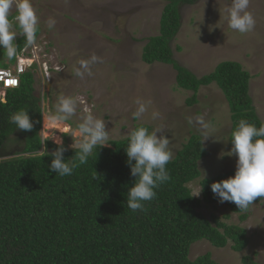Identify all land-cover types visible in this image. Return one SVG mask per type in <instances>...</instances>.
<instances>
[{
  "label": "trees",
  "instance_id": "obj_1",
  "mask_svg": "<svg viewBox=\"0 0 264 264\" xmlns=\"http://www.w3.org/2000/svg\"><path fill=\"white\" fill-rule=\"evenodd\" d=\"M193 2L168 0L159 34L147 39L141 57L147 64L172 65L177 87L193 94L186 100L188 105L198 102L200 87L217 84L229 104L231 144V132L240 119L255 122L257 127L264 121L249 94L251 75L240 63L222 61L198 78L174 59L170 43L181 27L179 8ZM15 42L17 52L26 46L22 35ZM2 57L6 55L0 48V67H7ZM34 83L33 72L27 71L19 87L8 90L6 101H0V264H221L211 253L191 259V246L207 240L218 248L231 242L236 252L247 247L245 228L200 211L203 203L214 206L218 201L211 184L235 171L201 177L200 162L208 150L199 133H192L166 165L170 179L156 189L152 201L145 202L147 211L133 212L127 207V194L135 180L125 151L128 137L109 140V147H97L88 163L60 177L49 167L57 145L48 139L49 154L39 153L45 147L39 133L43 110ZM22 107L33 122L31 131H21L9 122V116ZM64 145V157L71 159L76 149ZM194 181L202 187L201 198L191 196ZM228 206L241 222L249 217L250 208L241 211L232 202ZM243 262L258 264L248 256Z\"/></svg>",
  "mask_w": 264,
  "mask_h": 264
},
{
  "label": "rangeland",
  "instance_id": "obj_2",
  "mask_svg": "<svg viewBox=\"0 0 264 264\" xmlns=\"http://www.w3.org/2000/svg\"><path fill=\"white\" fill-rule=\"evenodd\" d=\"M167 2L33 0L41 19L34 45L37 49L33 48L37 51L35 60L39 58L40 66L45 62L48 66L63 67L62 71H51L47 75L34 69V93L40 98L43 110L39 131L42 138L60 137L71 148L78 139L77 124L84 107L91 108L94 115L105 120L109 140L126 138L140 123L132 118L136 109L134 101L144 98L152 104L143 121L151 128L162 126L165 129L173 157L192 133H198L186 117L203 115L215 131L213 136L203 140L208 155L200 162L201 177L235 171L237 157L226 154L232 147L228 135L231 126L229 104L217 84L200 87L198 102L188 105L186 100L193 94L177 87V72L172 65L147 64L142 60L147 39L159 34L161 14ZM230 6L231 0H194L192 4H181V27L170 43L173 57L198 78L212 72L222 61L240 63L251 75L249 94L257 115L264 121V0H250L256 25L246 34L228 27L226 10ZM49 16L57 21L54 30L46 27ZM92 53L101 57L103 63L94 65L93 75L81 81L73 69L79 66L80 59H87ZM1 60L8 61V58ZM60 95L79 98L77 114L69 122L51 123L50 117ZM153 110L160 114L154 121L151 120ZM65 127L70 129L69 133L59 131ZM190 187L193 191L201 188L195 181ZM198 197L201 198V193ZM200 211L207 217L215 214L228 224L245 228L248 244L244 250L236 252L231 248V242L218 248L202 240L191 246V259L211 253L221 264H245V256L264 264V198L250 207L249 217L243 222L239 220V214L231 212L228 202L217 201L214 206L203 203ZM225 214H229L226 219Z\"/></svg>",
  "mask_w": 264,
  "mask_h": 264
},
{
  "label": "clouds",
  "instance_id": "obj_3",
  "mask_svg": "<svg viewBox=\"0 0 264 264\" xmlns=\"http://www.w3.org/2000/svg\"><path fill=\"white\" fill-rule=\"evenodd\" d=\"M13 8H15L14 16L12 15ZM226 11L229 28L241 34L254 30L256 19L250 11V0H231V6ZM56 24L54 17L47 18L48 30H54ZM40 29L41 19L33 0H0V48L8 58L5 62L9 64L7 67L0 68H8L15 63L10 64L9 60L17 56L15 39L18 34L25 38L26 46H34ZM97 63H103V59L92 53L87 59L79 60V66L74 67L73 73L84 81L86 77L93 75V66ZM36 68H38L37 65H33L27 71L34 74ZM62 68L60 70L51 68L49 73L62 71ZM37 71L44 74L39 69ZM78 103L79 98L77 97L58 96L50 122L71 121L77 114ZM134 103L136 109L132 113V118L140 123L130 132L125 148L127 163L131 175L135 178L127 194V207L133 212H146L145 202L152 201L157 195L156 189L170 179L166 165L173 159V151L170 147V139L164 133L165 129L158 126L150 130L147 123L143 121L152 101L137 98ZM159 115L158 111L153 110L151 120H157ZM186 119L188 124L203 137V140L213 136L215 129L203 115L189 116ZM9 122L15 125V128L25 132L31 131L34 126L27 108L23 107L9 116ZM77 129L78 139L70 145L71 148L76 149L71 159L66 160L64 157L67 148L62 139L56 136L51 137L57 147L51 152L53 159L49 167L60 177L70 176L80 165L88 163L89 157L97 147L109 146L110 137L106 130L105 120L94 115L91 108L82 109ZM59 131L69 133L70 129L65 127ZM48 139L50 138L45 137L41 140V145L45 146L43 156L49 154L46 147ZM230 139L232 147L226 154L237 157L235 173L213 182L211 190L218 202H232L239 210L247 211L257 198L260 200L264 198V122L257 127L255 122L240 119L232 130ZM201 191L202 187L193 191L191 196H199Z\"/></svg>",
  "mask_w": 264,
  "mask_h": 264
},
{
  "label": "built area",
  "instance_id": "obj_4",
  "mask_svg": "<svg viewBox=\"0 0 264 264\" xmlns=\"http://www.w3.org/2000/svg\"><path fill=\"white\" fill-rule=\"evenodd\" d=\"M36 46H25L17 52L16 61L8 68H0V101L5 102L7 91L18 88L20 85V76L30 69L33 65H37L38 69L44 74H49L51 68L60 70L61 66H48L47 63L42 62L43 66L39 65V58L35 60L37 51H33Z\"/></svg>",
  "mask_w": 264,
  "mask_h": 264
}]
</instances>
